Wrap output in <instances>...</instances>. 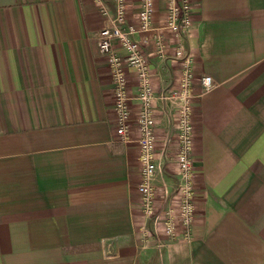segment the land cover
<instances>
[{"label":"crops","instance_id":"1","mask_svg":"<svg viewBox=\"0 0 264 264\" xmlns=\"http://www.w3.org/2000/svg\"><path fill=\"white\" fill-rule=\"evenodd\" d=\"M195 220L167 238L140 208L137 78L128 72L131 136L116 135L113 85L98 37L103 0H0V264H264V0H191ZM137 24L139 0H126ZM137 32L155 94L175 85L173 46ZM171 41V40H170ZM114 49L122 53L117 41ZM215 87L201 93L199 79ZM156 212L172 203L175 105L155 101Z\"/></svg>","mask_w":264,"mask_h":264},{"label":"built area","instance_id":"2","mask_svg":"<svg viewBox=\"0 0 264 264\" xmlns=\"http://www.w3.org/2000/svg\"><path fill=\"white\" fill-rule=\"evenodd\" d=\"M91 1L100 7L104 6L103 0ZM109 1L115 6V16L112 24L104 27L99 33L98 51L105 57L108 64L113 85L116 135L124 142L132 139L128 72L134 71L137 78L136 99L139 101V109L134 125L139 150L140 182L137 185V192L140 196V208L144 216L153 218L156 226L167 238L176 240L181 234L183 240H188L196 213L195 168L192 159V107L194 99L200 96L194 94L192 58L185 54L183 46L184 39L192 27V1L164 0L166 14L161 30L171 36V41L165 39L161 33H155L154 54L162 58L166 49L174 45L172 60L179 61L180 71L175 85L158 95L155 94L152 85L150 61L143 51V46L149 43V38L147 36L140 40L133 38L137 32L145 35L153 32L152 18L156 0H139L137 24L127 21L126 0ZM114 40L117 41L122 53L114 49ZM199 83L200 94L215 87L212 77L208 75L202 76ZM158 98L168 100L176 107L174 112L175 133L168 139L175 142V163L180 176V182L173 195V203L161 213L156 212L155 207L156 198L161 189L152 184L156 173L157 136L154 113L155 101Z\"/></svg>","mask_w":264,"mask_h":264}]
</instances>
